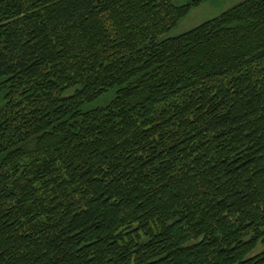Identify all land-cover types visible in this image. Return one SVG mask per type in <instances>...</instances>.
I'll return each mask as SVG.
<instances>
[{
    "label": "trees",
    "instance_id": "1",
    "mask_svg": "<svg viewBox=\"0 0 264 264\" xmlns=\"http://www.w3.org/2000/svg\"><path fill=\"white\" fill-rule=\"evenodd\" d=\"M0 0V264H264V0Z\"/></svg>",
    "mask_w": 264,
    "mask_h": 264
},
{
    "label": "rangeland",
    "instance_id": "2",
    "mask_svg": "<svg viewBox=\"0 0 264 264\" xmlns=\"http://www.w3.org/2000/svg\"><path fill=\"white\" fill-rule=\"evenodd\" d=\"M242 1L244 0H205L201 5L194 7L171 31L169 36H178L185 33L204 21L220 15L222 12ZM262 251H264V242H261L251 255H255Z\"/></svg>",
    "mask_w": 264,
    "mask_h": 264
}]
</instances>
